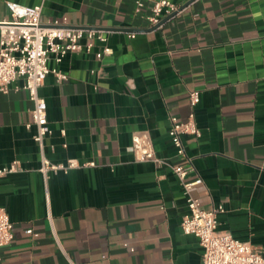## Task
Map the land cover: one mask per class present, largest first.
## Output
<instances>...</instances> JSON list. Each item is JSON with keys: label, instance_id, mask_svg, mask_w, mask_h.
Masks as SVG:
<instances>
[{"label": "crops", "instance_id": "crops-1", "mask_svg": "<svg viewBox=\"0 0 264 264\" xmlns=\"http://www.w3.org/2000/svg\"><path fill=\"white\" fill-rule=\"evenodd\" d=\"M8 1L43 4L44 26L102 30L113 52L98 59L97 41L51 56L68 78L51 72L39 89L52 129L45 155L95 166L45 177L24 79L0 91V167L21 165L0 176L14 233L0 264H202L199 237L181 227L187 199L171 167L187 157L202 207H225L218 229L264 252V0H194L157 28L137 0H0V21L12 18ZM192 90L202 135L185 136V157L169 130L172 116L188 120ZM139 131L166 164L135 159Z\"/></svg>", "mask_w": 264, "mask_h": 264}, {"label": "built area", "instance_id": "built-area-1", "mask_svg": "<svg viewBox=\"0 0 264 264\" xmlns=\"http://www.w3.org/2000/svg\"><path fill=\"white\" fill-rule=\"evenodd\" d=\"M190 0H137V9L148 7L147 20L150 25L161 23L165 16L177 15L183 11V5ZM12 18L0 21V91L8 92L10 85L19 78L24 79L23 87L29 92L34 102L32 122L36 126L34 140L42 150L40 171L45 177L51 172H69L73 168L95 166V161L81 163L76 158L66 162H54L44 153L45 137L52 133L48 119L47 101L40 96L39 89L49 73L53 72L59 81L68 75L58 68L49 66L51 56L57 62L62 61L69 52L85 50L91 52L97 41L104 45L97 51L98 59L113 52L108 45V36L102 30L83 28H64L44 26L42 24L43 4L23 5L8 1ZM134 36V34H132ZM193 111L188 120L171 117L169 134L179 156L187 157L185 136L199 139V128L194 108L200 101V91L192 90L189 94ZM137 161H153L158 165L167 160L157 155L153 139L147 131L135 132L129 147ZM187 164H172V170L180 179L187 199V211L182 217L181 227L185 233L197 235L205 251L202 264H264V252L249 241L235 237L229 231L218 229V215L225 211L223 204L207 210L193 195V187L201 182L200 178L188 180L194 171L192 158L187 157ZM21 169L20 161L14 160L9 165L0 167V176ZM13 223L7 210L0 206V247L13 240Z\"/></svg>", "mask_w": 264, "mask_h": 264}, {"label": "water", "instance_id": "water-1", "mask_svg": "<svg viewBox=\"0 0 264 264\" xmlns=\"http://www.w3.org/2000/svg\"><path fill=\"white\" fill-rule=\"evenodd\" d=\"M193 1H194V0H190V1H188L187 3H185V4L183 5V7H186L187 5H189V4H190L191 2H193ZM173 16H174V14L169 15L168 18L173 17ZM163 22H164V21L162 20L160 24L155 25V26L152 27V28H157V27L160 26Z\"/></svg>", "mask_w": 264, "mask_h": 264}]
</instances>
